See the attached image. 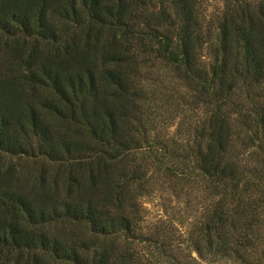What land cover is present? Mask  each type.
I'll return each instance as SVG.
<instances>
[{
	"label": "trees",
	"instance_id": "obj_1",
	"mask_svg": "<svg viewBox=\"0 0 264 264\" xmlns=\"http://www.w3.org/2000/svg\"><path fill=\"white\" fill-rule=\"evenodd\" d=\"M226 4L0 0V264H264V0ZM165 191L202 206L185 262L141 234Z\"/></svg>",
	"mask_w": 264,
	"mask_h": 264
},
{
	"label": "rangeland",
	"instance_id": "obj_2",
	"mask_svg": "<svg viewBox=\"0 0 264 264\" xmlns=\"http://www.w3.org/2000/svg\"><path fill=\"white\" fill-rule=\"evenodd\" d=\"M226 0H196V11L199 17V22L203 26L204 31L215 30L217 26V22L219 18L223 15L226 10ZM163 71H159L158 73L162 75ZM164 77V76H163ZM169 81V79L167 80ZM170 109V116H174L173 120H169L167 124L170 127L166 130L160 129L161 132H167L169 135H175L177 131L178 124L180 122H189L194 123L198 122L201 113L200 112H192L190 114L189 111H180ZM177 113V117L176 113ZM183 112V113H182ZM161 124V123H160ZM159 124V125H160ZM161 127V125H160ZM6 166L13 165L17 169L24 171L25 173H29L30 171H34L36 167L41 165L40 160L37 158L30 157H13V156H5ZM184 197H176L173 196L169 191H165L162 193H155L150 198H143L140 201L142 209L144 210L145 221L141 226V234L144 235H154L159 232L163 235H166L171 239V244L174 248L177 249V256L183 262L185 260H189L190 251L187 250L186 246L183 244L187 239V233L189 229H187L189 224L195 225L197 220H199L201 216V205L195 204L190 206L184 201ZM187 199V198H186ZM185 199V200H186ZM195 200V197H194ZM119 244L122 247H126L122 240H119ZM132 249H137L138 251L143 248L141 245H134ZM194 258L197 257L196 254L192 255ZM156 264V263H155ZM212 264V263H209ZM217 264H237L232 261H221Z\"/></svg>",
	"mask_w": 264,
	"mask_h": 264
}]
</instances>
